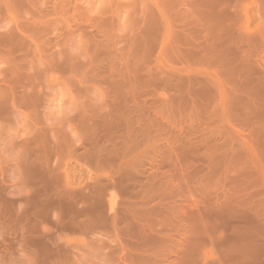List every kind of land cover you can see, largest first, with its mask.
Returning <instances> with one entry per match:
<instances>
[{
  "label": "rangeland",
  "instance_id": "rangeland-1",
  "mask_svg": "<svg viewBox=\"0 0 264 264\" xmlns=\"http://www.w3.org/2000/svg\"><path fill=\"white\" fill-rule=\"evenodd\" d=\"M0 264H264V0H0Z\"/></svg>",
  "mask_w": 264,
  "mask_h": 264
}]
</instances>
